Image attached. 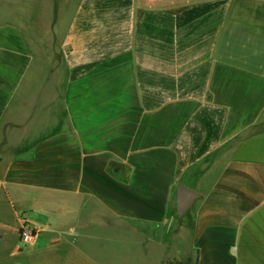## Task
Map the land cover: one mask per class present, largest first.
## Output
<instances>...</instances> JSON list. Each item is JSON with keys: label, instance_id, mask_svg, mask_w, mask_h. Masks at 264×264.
Instances as JSON below:
<instances>
[{"label": "crops", "instance_id": "crops-1", "mask_svg": "<svg viewBox=\"0 0 264 264\" xmlns=\"http://www.w3.org/2000/svg\"><path fill=\"white\" fill-rule=\"evenodd\" d=\"M6 1L0 260L264 264V0Z\"/></svg>", "mask_w": 264, "mask_h": 264}, {"label": "water", "instance_id": "water-1", "mask_svg": "<svg viewBox=\"0 0 264 264\" xmlns=\"http://www.w3.org/2000/svg\"><path fill=\"white\" fill-rule=\"evenodd\" d=\"M199 194L194 190L178 184L175 192V212L178 219H181L192 207Z\"/></svg>", "mask_w": 264, "mask_h": 264}, {"label": "rangeland", "instance_id": "rangeland-1", "mask_svg": "<svg viewBox=\"0 0 264 264\" xmlns=\"http://www.w3.org/2000/svg\"><path fill=\"white\" fill-rule=\"evenodd\" d=\"M76 0H63V2L70 5L71 3H75ZM5 2H7L5 0ZM33 15H35V11L38 9L37 4L33 2ZM3 4V0H0V5ZM57 7H60V2L57 1ZM68 7V6H67ZM35 10V11H34ZM18 237V236H17ZM183 259V258H180ZM184 264L185 260H176ZM162 260H105V264H161ZM41 262L38 260H0V264H40Z\"/></svg>", "mask_w": 264, "mask_h": 264}, {"label": "built area", "instance_id": "built-area-1", "mask_svg": "<svg viewBox=\"0 0 264 264\" xmlns=\"http://www.w3.org/2000/svg\"><path fill=\"white\" fill-rule=\"evenodd\" d=\"M36 234H37L36 230L32 229L30 226L26 224L21 225L18 232L20 244L22 246H28L32 244Z\"/></svg>", "mask_w": 264, "mask_h": 264}]
</instances>
